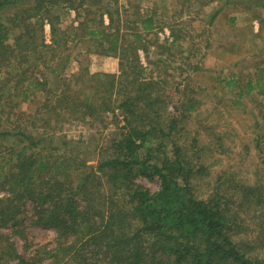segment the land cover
I'll return each instance as SVG.
<instances>
[{"label": "trees", "instance_id": "obj_1", "mask_svg": "<svg viewBox=\"0 0 264 264\" xmlns=\"http://www.w3.org/2000/svg\"><path fill=\"white\" fill-rule=\"evenodd\" d=\"M224 1L237 8L236 3ZM59 5L75 12L80 20L77 31L88 30L85 33L97 42L99 54L119 59L120 74H91L82 68L65 79L56 105L46 110L60 111L62 118L102 116L113 111L117 90L122 96L117 108L123 126L108 154L96 165L82 163L84 169L78 168L72 157L59 154L60 148L52 147L53 143L41 135L0 131V138L21 136L29 142L17 156H0V188L6 193L0 197V264H264V161L263 166L256 167L255 181L238 184L233 194L226 185H220L207 198L198 195L194 183L198 170L177 143L180 120L165 116L163 81L143 77L146 69L140 52L148 53L146 35L157 28L153 15L133 21L127 33L121 32L119 23L115 27L117 11L104 0H0V14L13 8L12 23L24 27L11 42L10 29L0 19V90L13 81L17 90L21 88L16 95L26 98L30 88L44 85L28 65L27 47L21 41L28 37L34 47V35L43 32L47 19L52 44L45 43L43 34L39 44L48 49L62 46L66 36L64 32L59 36L60 17L51 13V8ZM219 12L214 11L210 19L211 33L223 21L218 19ZM104 13L109 27L114 25L112 32L100 27ZM32 18H36L34 22ZM170 31L176 44L177 34L173 27ZM213 39L210 35L207 48L214 45ZM242 78L240 73L232 74L224 83L241 87ZM261 80H247L241 95L261 87L260 94L264 95ZM82 81L89 84L88 91L77 88ZM193 111L192 105L181 111L184 123ZM39 144L43 149L33 151L32 146ZM168 145L173 149L172 157L165 153ZM73 176L78 179L74 181ZM139 177L157 180L159 189L151 192L138 183ZM28 205L32 223L52 228L55 239L37 247L27 246L30 243L26 240L21 253L11 234L4 231L20 226ZM248 234L250 239L245 238Z\"/></svg>", "mask_w": 264, "mask_h": 264}, {"label": "rangeland", "instance_id": "obj_2", "mask_svg": "<svg viewBox=\"0 0 264 264\" xmlns=\"http://www.w3.org/2000/svg\"><path fill=\"white\" fill-rule=\"evenodd\" d=\"M209 1L117 0L114 3L104 0L105 5H109L114 12L117 11L114 14L115 27L119 23L121 32H131L133 21L154 16L157 28L155 32L146 35L149 40L148 53L140 52L146 69L143 77L163 81L161 96L167 105L165 116L169 118L174 115L180 120L177 130L180 136L177 143L185 150V157L191 166L198 170L194 183L196 192L203 198L213 195L220 185H226L233 194L238 184L253 183L256 167L264 161V95L260 94L262 87L255 89L252 94L240 93L241 90L246 91L245 85L249 79L261 78L264 83V33L257 39L253 34L257 33L250 32V13H239L238 23L231 25L222 21L213 28L212 33L209 32L213 12L229 7L224 0L218 4L207 5L206 2ZM230 2H235L241 10L256 4L264 5V0ZM14 13L15 10L11 8L0 14V19L10 29L11 42L15 41L24 29L22 23H12L11 16H14ZM51 13L60 17L58 27L62 34L59 36H63L64 32L66 39L61 41L62 46L54 49L39 44L41 34L47 45L52 44L50 22L46 19L43 32L39 36L34 35V47L30 46L28 37L21 41L24 47H27L24 53L29 55L28 65L33 67L34 73H38L36 75L44 85L38 89L30 88L25 98L23 95H16L21 92V88L17 90L14 87L15 82H6L4 89L0 90V131L41 135L46 142L53 143L52 147L60 148L59 154L72 157L79 164L77 167L84 169L85 165L82 163L87 162L88 166L96 165L105 157L113 140L121 132L123 123L117 101H121L122 96L116 90L113 95V111L102 116L99 113L98 116L87 117L85 120L67 116L62 118L58 116L60 111L57 114L51 113L46 107L52 106L53 109L60 91L63 90L65 79L80 73L82 68L89 69L91 74L109 72L119 75V59L102 56L97 52V42L86 35L88 30L77 31L80 20L74 11L63 9L59 5L51 8ZM262 18L264 19V16ZM35 19L32 18L31 21L34 22ZM255 26L257 27L256 23ZM262 26L264 30V23ZM90 27L93 28L92 24ZM100 27L110 32L115 30L114 25L109 27L105 13L103 26ZM171 27L177 34L175 39H179L176 44L171 35ZM210 35H214L215 54L210 52L212 48H207ZM225 35H229L228 39ZM224 47L230 54L223 51ZM257 49H260V57L256 58ZM217 56L219 61H224L219 62ZM239 73L244 77L241 87H229L224 83L231 80L232 74ZM29 86L30 83L26 87ZM76 86L88 91L86 87L89 84L83 85L82 81ZM183 103H186V106H183ZM189 105H192L195 111L190 112V118L184 123L179 115ZM39 117L44 120H37ZM27 143L28 140L21 136L1 137L0 156H17ZM32 149L41 151L43 144L32 146ZM165 149V153L172 157V147L168 145ZM1 163L0 160V167ZM73 177L74 181L78 179L77 176ZM138 183L151 192L159 189L157 180L139 177ZM5 195L0 188V197ZM28 208L15 231H4L11 234L21 253L25 251L23 247L26 240L30 243L27 246L37 247L51 244L55 239V231L52 228L32 223L31 205H28ZM253 232L256 235V231ZM250 237V234L245 236L247 239Z\"/></svg>", "mask_w": 264, "mask_h": 264}, {"label": "crops", "instance_id": "obj_3", "mask_svg": "<svg viewBox=\"0 0 264 264\" xmlns=\"http://www.w3.org/2000/svg\"><path fill=\"white\" fill-rule=\"evenodd\" d=\"M235 3V2H234ZM220 15H219V18L218 19H221L227 23H231V25L233 24H236L238 23V14L239 13H250L251 14V17H250V26H249V30L250 32H256L257 34L253 33L257 39H259V37L263 36V33H264V30H263V26L262 24L264 23V19L262 18L263 16L261 15V13L263 14L264 13V5H254L248 9H245V10H241V9H238V8H234L233 6H229L227 9L225 10H222L219 12ZM232 19H236L235 21H232ZM255 23L257 24V27L255 26ZM259 25V27H258ZM226 36V35H225ZM229 35L226 36V39H228ZM214 46L213 45L211 48L212 50L210 51L212 54H215V49H214ZM260 50V49H259ZM258 49L256 50V55L255 57H260L259 55V51ZM225 53L227 52L228 54H230L229 51H226V47H224V50H223ZM218 57V56H217ZM219 59V57L217 58V60ZM219 61V60H218ZM224 60L222 61H219V62H223ZM223 66V65H221ZM235 67H239L238 64H234ZM242 68V67H241ZM222 70H224V67L221 68ZM220 74V73H219ZM221 78V77H219Z\"/></svg>", "mask_w": 264, "mask_h": 264}]
</instances>
